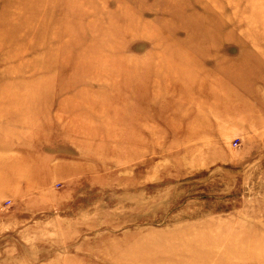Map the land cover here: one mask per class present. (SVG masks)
<instances>
[{
  "label": "rangeland",
  "instance_id": "rangeland-1",
  "mask_svg": "<svg viewBox=\"0 0 264 264\" xmlns=\"http://www.w3.org/2000/svg\"><path fill=\"white\" fill-rule=\"evenodd\" d=\"M2 95L0 264H264V0H0Z\"/></svg>",
  "mask_w": 264,
  "mask_h": 264
},
{
  "label": "bare ground",
  "instance_id": "bare-ground-1",
  "mask_svg": "<svg viewBox=\"0 0 264 264\" xmlns=\"http://www.w3.org/2000/svg\"><path fill=\"white\" fill-rule=\"evenodd\" d=\"M52 57V56H51ZM41 70V69H40ZM57 72V71H56ZM42 79V78H41ZM41 84H42V82H41ZM43 84H44V82H43ZM42 84V85H43ZM46 86V89H48L47 88V85H45ZM45 89V90H46ZM8 95H2L1 96V99H0V103H1V101L3 102L4 100H6V99H8ZM17 97H19V96H17ZM9 100V99H8ZM1 107H2V105H0ZM19 106V105H18ZM210 106V105H209ZM18 109V108H17ZM18 112H19V114L18 115H16V119H17V121L20 119V120H24V119H26V118H29V117H34L35 115L33 114H29V111H20L19 109H18ZM39 113V112H38ZM3 116H1L0 115V118H2ZM193 119H194V117H193ZM192 121V120H191ZM72 125H70V126H66L65 127V129L66 130H72V127H71ZM188 126V125H187ZM205 130V131H204ZM28 131V130H27ZM40 131V130H39ZM44 131V130H43ZM201 131H202V133L203 134H207L208 135V131H207V129H205V128H201ZM200 130H199V128H196V129H193L192 128V130H190V129H188L185 133H186V137L185 138H187V140L189 139V136H199V132H201ZM28 133V132H27ZM193 133H194V135H193ZM23 134V133H22Z\"/></svg>",
  "mask_w": 264,
  "mask_h": 264
}]
</instances>
